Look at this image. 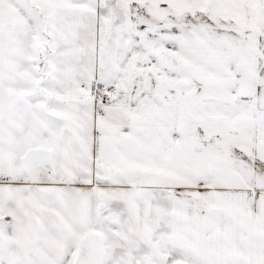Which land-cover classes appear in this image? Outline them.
Here are the masks:
<instances>
[{"label": "snow or ice", "instance_id": "obj_1", "mask_svg": "<svg viewBox=\"0 0 264 264\" xmlns=\"http://www.w3.org/2000/svg\"><path fill=\"white\" fill-rule=\"evenodd\" d=\"M0 264H264V0H0Z\"/></svg>", "mask_w": 264, "mask_h": 264}]
</instances>
